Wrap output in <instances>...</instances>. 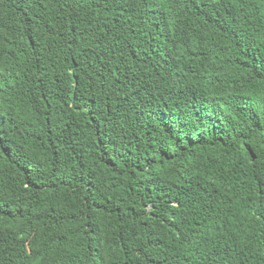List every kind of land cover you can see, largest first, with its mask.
Segmentation results:
<instances>
[{"label":"trees","instance_id":"1","mask_svg":"<svg viewBox=\"0 0 264 264\" xmlns=\"http://www.w3.org/2000/svg\"><path fill=\"white\" fill-rule=\"evenodd\" d=\"M0 264H264V0H0Z\"/></svg>","mask_w":264,"mask_h":264}]
</instances>
